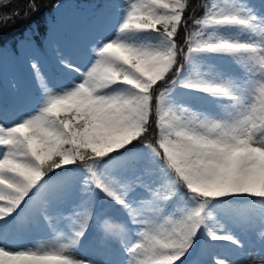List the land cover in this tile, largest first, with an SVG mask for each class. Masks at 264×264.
<instances>
[{
  "label": "snow or ice",
  "instance_id": "6c2138e0",
  "mask_svg": "<svg viewBox=\"0 0 264 264\" xmlns=\"http://www.w3.org/2000/svg\"><path fill=\"white\" fill-rule=\"evenodd\" d=\"M188 7L105 0L84 67L60 56L53 86L30 63L35 110L5 123L0 109V264H93L75 256L89 248L90 229L119 244L122 264H204L198 256L209 254L211 264H264V240L245 244L233 231L259 226L264 235V0L259 8L209 0L185 52L176 37ZM36 11L29 0L25 17ZM19 16L0 13V24ZM212 58L230 59L243 75L213 74ZM161 82L168 86L157 93ZM153 126L155 143L144 140ZM136 189L145 194L130 199ZM97 191L114 205L103 215ZM104 221L124 231H102ZM40 229L49 239L25 244Z\"/></svg>",
  "mask_w": 264,
  "mask_h": 264
},
{
  "label": "rangeland",
  "instance_id": "374dc122",
  "mask_svg": "<svg viewBox=\"0 0 264 264\" xmlns=\"http://www.w3.org/2000/svg\"><path fill=\"white\" fill-rule=\"evenodd\" d=\"M103 2L105 0L89 2L86 3L87 6H81L79 4L82 2L62 0L56 4L53 11L46 17V30L41 42L34 39V35H36L34 30L27 29L14 43H7L0 46V73L8 80L7 88H9L16 103L11 102L12 109L8 112L4 111L8 116V119L4 121L5 123L15 122V119L20 115L35 110V106L40 98V90L37 88L33 70L30 67V63L33 60L38 62L40 71L48 78V82L53 86H57L61 79V73L58 71L57 65V60L60 56L71 58L74 63H79L80 67L85 66V50L89 43L92 27L95 23V8L96 5ZM207 2L209 0H204V4ZM248 2L259 8L262 0H248ZM178 60L179 64L183 63V54L178 57ZM210 64L213 67H208V70L213 74L219 68L227 74L236 76L243 75L240 68L228 58H212ZM172 78L173 76L170 74L169 79ZM1 80L0 75V109H3L1 104L5 94ZM192 104L196 108L211 110L210 106L204 103L193 101ZM152 128L154 129V137L156 138V129L154 126L151 127V132L148 135L150 138L152 137ZM113 155L117 154L114 153ZM73 167H78V165ZM55 174L50 173V175ZM149 179L150 177L146 175L145 180L147 181ZM144 194L142 189H136L130 195V199L139 198ZM97 197L96 212L103 215L110 211L111 201L106 200L99 191H97ZM111 206L114 207V205ZM67 223V221L61 222V226ZM233 231L245 244L258 243L264 240V235H261L259 226L249 232H241L237 229H233ZM86 238L91 243L89 248H82L84 256L81 259H91L93 264H105L106 260L109 259L121 261L122 264L124 259L123 253L119 250L120 247H113L111 243H114V240L104 239L99 234H95L94 236L87 235ZM91 248H111L114 250V253L111 256L96 255L90 250ZM216 251L218 250H214V252ZM193 255L194 257L198 256V253L194 252ZM192 256H189L188 260H192ZM198 258L204 264H211V254L198 256Z\"/></svg>",
  "mask_w": 264,
  "mask_h": 264
},
{
  "label": "trees",
  "instance_id": "16d2710c",
  "mask_svg": "<svg viewBox=\"0 0 264 264\" xmlns=\"http://www.w3.org/2000/svg\"><path fill=\"white\" fill-rule=\"evenodd\" d=\"M61 0H36L38 11L32 13L29 17H25L24 10L27 8L29 0H9L7 7H0V13H12L13 11H19L20 16L8 22L6 25L0 24V46L6 43H14L15 39L23 34L27 29H33L36 31L34 39L41 42V39L45 33V18L53 10V7ZM77 2H95L99 0H75ZM204 0H189V7L184 14L186 21V27L184 25L178 31L176 41L179 48H183L186 51L185 37L187 33L193 30V18H199L204 14V8L202 5ZM179 64V60H178ZM167 83L161 82L156 86V92L167 87ZM3 111H10L11 107L5 97L2 99ZM151 130V128H150ZM151 132V131H149ZM144 140L155 143L154 129L152 128V137L149 135L144 137ZM139 144L143 141L138 142Z\"/></svg>",
  "mask_w": 264,
  "mask_h": 264
},
{
  "label": "bare ground",
  "instance_id": "6f19581e",
  "mask_svg": "<svg viewBox=\"0 0 264 264\" xmlns=\"http://www.w3.org/2000/svg\"><path fill=\"white\" fill-rule=\"evenodd\" d=\"M79 5H81V6H87L86 3H80ZM0 75H1V79H2V80H1L2 85L4 86V87H3V92H5V93L8 95V97H9L10 100H11V102L15 103L13 95L11 94L9 88H7V87H8V80L6 79V77H5L4 75H2V73H0ZM15 104H16V103H15ZM70 210H71V208H70L69 206H65V207H63V211H64V212H68V211H70ZM95 211H96V209H95ZM96 213H97V212H96ZM97 215H100V214L97 213ZM122 218L127 219V217H122ZM68 223H69V222H68ZM135 227H136V226H134V225H130L131 231L129 232V239H130V240L128 239V243H129V244H130V243H133V242L135 241V239H136V236H135ZM95 234H98V233H96L93 229H90V230H89L88 235H92V236H94ZM49 236H50V234H49V232H48L46 229H43V231H42V229H40V230L35 231V232L33 233V235L30 236V237L28 238V240L25 241V244H27V243H29V242H31V241L47 240V239H49ZM129 241H130V242H129ZM111 244L113 245L114 248H116L117 246L120 247L119 244H118L117 242H114V243H111ZM10 246H11L13 249H15V246H12V245H10ZM119 250H120V249H119ZM75 256H76L77 258H81L82 256H84V252H83V250L80 249L79 251H77V252L75 253ZM192 257H194V255H193ZM188 258H189V257H187L186 259L188 260Z\"/></svg>",
  "mask_w": 264,
  "mask_h": 264
},
{
  "label": "clouds",
  "instance_id": "9594fccd",
  "mask_svg": "<svg viewBox=\"0 0 264 264\" xmlns=\"http://www.w3.org/2000/svg\"><path fill=\"white\" fill-rule=\"evenodd\" d=\"M100 227H101L102 231H105L108 233H111L113 231H117V232H123L124 231L123 226L113 225L109 221L102 222Z\"/></svg>",
  "mask_w": 264,
  "mask_h": 264
},
{
  "label": "water",
  "instance_id": "95a60500",
  "mask_svg": "<svg viewBox=\"0 0 264 264\" xmlns=\"http://www.w3.org/2000/svg\"><path fill=\"white\" fill-rule=\"evenodd\" d=\"M7 1H9V0H5V2H7Z\"/></svg>",
  "mask_w": 264,
  "mask_h": 264
}]
</instances>
